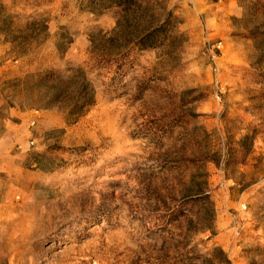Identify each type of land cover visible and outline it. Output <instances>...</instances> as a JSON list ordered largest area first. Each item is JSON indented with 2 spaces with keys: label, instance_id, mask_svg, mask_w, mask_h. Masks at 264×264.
Listing matches in <instances>:
<instances>
[{
  "label": "rangeland",
  "instance_id": "obj_1",
  "mask_svg": "<svg viewBox=\"0 0 264 264\" xmlns=\"http://www.w3.org/2000/svg\"><path fill=\"white\" fill-rule=\"evenodd\" d=\"M0 264H264V0H0Z\"/></svg>",
  "mask_w": 264,
  "mask_h": 264
}]
</instances>
